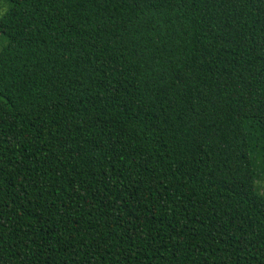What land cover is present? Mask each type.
<instances>
[{
  "label": "trees",
  "instance_id": "1",
  "mask_svg": "<svg viewBox=\"0 0 264 264\" xmlns=\"http://www.w3.org/2000/svg\"><path fill=\"white\" fill-rule=\"evenodd\" d=\"M0 264H264V0H1Z\"/></svg>",
  "mask_w": 264,
  "mask_h": 264
},
{
  "label": "rangeland",
  "instance_id": "2",
  "mask_svg": "<svg viewBox=\"0 0 264 264\" xmlns=\"http://www.w3.org/2000/svg\"><path fill=\"white\" fill-rule=\"evenodd\" d=\"M8 5H6L5 3H3L1 0H0V17L2 15H4L6 13V11L8 10ZM6 45V39L3 37V38H0V50Z\"/></svg>",
  "mask_w": 264,
  "mask_h": 264
}]
</instances>
